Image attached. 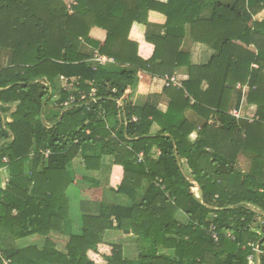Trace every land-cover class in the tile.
Returning a JSON list of instances; mask_svg holds the SVG:
<instances>
[{"label":"trees","instance_id":"trees-1","mask_svg":"<svg viewBox=\"0 0 264 264\" xmlns=\"http://www.w3.org/2000/svg\"><path fill=\"white\" fill-rule=\"evenodd\" d=\"M71 9L63 0H0V51L8 55L0 62V168L9 171L0 187V264H98L87 251L97 252L109 230L135 235L137 255L114 252L104 264H248L249 244L264 247V20L248 24L264 0H76ZM149 10L167 20L153 56L143 60L128 32L134 22L147 23ZM92 27L105 30L103 43L89 37ZM210 28L219 33L217 55L187 64L182 87L164 89L165 112L122 102L139 68L170 76L183 65L178 48L185 34L206 42L200 31ZM81 38L117 64L93 68ZM61 75L75 77L77 90L94 87L97 101L61 112L55 103L69 95ZM238 83L249 85L252 122L229 113L240 101ZM46 149L48 157L40 152ZM129 149L133 158L126 157ZM102 153L122 166V181L111 190L129 204L100 202L96 215L71 218V162L81 156L86 171H100ZM240 154L250 160L245 171L237 167ZM212 225L218 242L208 233ZM30 236L41 241L19 245Z\"/></svg>","mask_w":264,"mask_h":264},{"label":"crops","instance_id":"crops-1","mask_svg":"<svg viewBox=\"0 0 264 264\" xmlns=\"http://www.w3.org/2000/svg\"><path fill=\"white\" fill-rule=\"evenodd\" d=\"M67 6L71 8L75 5L76 0H63ZM159 3H165L167 0H154ZM233 2L234 0H229ZM73 9H68V13L71 14ZM211 14V8H207L202 12V16L208 17ZM167 17L165 14L156 11L149 10L147 14V23L134 22L128 32V39L131 42L137 44V55L143 59L148 60L153 56L155 43L158 42L160 38L165 35V23ZM264 20V9L252 16V19L249 21V25L256 28L260 22ZM189 24L186 25L188 29ZM201 37L206 39V42H198L193 40L189 33L185 34L182 38V41L179 45V54L180 60H182L183 65L175 68L173 73L170 76H174L182 85L189 77L187 64L194 65H203L206 64L209 59L217 55L219 43L216 39L219 35L218 32H215L214 29H203L200 31ZM228 34H231L230 32ZM89 37L93 40L103 43L106 38L105 30L92 27L89 31ZM81 50L87 55V63L93 68L97 66H115L117 63L113 58L107 57L98 53L100 56L105 57L107 60L105 63H97L94 59L95 52H98L96 48L89 45L84 39L81 38ZM210 43V44H209ZM237 45H245L247 49L256 53V48L253 44L244 43L239 40L235 41ZM161 56V52H160ZM64 60L66 55L63 56ZM8 59V56H7ZM120 68L126 69L127 64L119 66ZM251 67L257 68L256 63H251ZM139 68V67H138ZM161 68V67H159ZM170 76H160L158 74L150 73L142 68H139L137 71V83L134 89H126L123 94L122 102L131 103L134 106L142 107L146 103H150L156 109L161 112H165L168 108L169 98L164 93V89L168 87H178L175 85H165V78ZM182 87V86H181ZM207 88V83L203 80L201 84V89L204 90ZM237 89L241 92V97L238 105L231 106L229 111L233 108H239L240 113L243 117L239 119L248 120L247 115L250 116L255 113L256 106L254 104H249L247 102V94L249 91L248 84L238 83L236 86ZM47 109L46 111H48ZM192 113L187 112L184 117L185 119H191ZM136 117V116H135ZM46 123L50 124L49 120H45ZM109 124V123H108ZM110 125V124H109ZM107 127V126H106ZM159 129V126L154 124L151 127V131L154 133ZM198 127H195L190 132V138L194 139L197 136ZM143 153L140 151L137 155ZM160 155L158 148L154 147L151 151V157L157 158ZM102 164L100 171H86L83 166V161L81 156L76 157L69 167V169L74 173V180L67 187L66 198L69 201V211L71 218H78L81 214H93L98 213L100 202L108 203H119L122 205L129 204V201L122 195L114 193L111 189H116L120 184L123 178V168L118 164L113 163V156L106 153L101 154ZM134 152L129 149L126 153V157L133 158ZM250 164V160L247 156L240 154L237 158V167L241 171H245ZM9 179V171L7 167L0 168V187H5ZM95 180H97L96 183ZM32 242H40L41 238L34 236L31 240ZM137 237L131 232L126 233L123 230H109L105 233L104 239L97 244V250H102V248H107L108 252L98 254L103 256V260L106 256L113 255L114 252H119L121 257L133 258L137 255ZM105 246V247H102ZM60 252L65 258L60 250ZM136 251V253H135ZM88 253H92V250H88ZM136 254V255H135ZM94 255V254H93ZM64 260V259H63ZM106 262V261H105ZM99 264V263H98Z\"/></svg>","mask_w":264,"mask_h":264},{"label":"built area","instance_id":"built-area-1","mask_svg":"<svg viewBox=\"0 0 264 264\" xmlns=\"http://www.w3.org/2000/svg\"><path fill=\"white\" fill-rule=\"evenodd\" d=\"M68 9L71 12L70 6H68ZM94 59L97 63H105V62H107V60L108 61L111 60V59H106L103 56H100L98 54V52H95ZM60 81H61L62 88L66 91H69V95L67 96L66 99H64L63 101H58L55 103V105L58 106V108L61 112L65 109L71 107V106H77L81 103H86L88 101H91V102L97 101V99H98L97 91L94 87L91 88V90L89 92H84V91L77 90L76 84L78 82H77V79L75 77H68L67 78V77H64L61 75ZM165 85H167V86L168 85H175L178 87L182 86L180 84V82L177 80V78L174 76L166 77L165 78ZM75 91H77L76 94H74ZM113 91H115V89H113ZM229 113L232 116H234L235 118L243 117V115L240 113L239 108H233L229 111ZM246 117L250 122H252L254 119H256V116L254 114H252L250 116L247 115ZM133 120H137V118L133 117ZM40 152L43 153L45 157H48L50 150L49 149L40 150ZM142 158H143V153H140L138 155V160H142ZM3 160L6 161V158H3ZM159 182H161V180H159ZM215 229H216V226L212 225L211 230H209L208 233L211 235V237L213 238V240L215 242H218L220 237H219V233H217ZM224 236H227L231 239H234V236L232 235V233L230 231L225 232ZM249 246L251 247V252L247 256L248 264H261V257L264 254V247L259 242H252L249 244ZM4 262H5V264H8L9 260H4Z\"/></svg>","mask_w":264,"mask_h":264},{"label":"rangeland","instance_id":"rangeland-1","mask_svg":"<svg viewBox=\"0 0 264 264\" xmlns=\"http://www.w3.org/2000/svg\"><path fill=\"white\" fill-rule=\"evenodd\" d=\"M7 51H3V50H1L0 51V62H3V60H2V58H5V59H7V53H6ZM2 65H4V63H0V67L2 66ZM194 183V182H193ZM195 185V184H194ZM199 190V189H198ZM198 194H199V191H198ZM260 218H261V220L264 222V216H263V214H262V216H260ZM207 232V231H206ZM33 237L34 236H30V237H26V238H23V239H20L19 240V245H21V246H23V245H26V244H28V243H30V242H32L31 240L33 239ZM36 242V241H35ZM215 242V241H214ZM17 247H19V246H17ZM102 247H105V246H102ZM98 252H100L101 254L102 253H105V251L106 252H108V249L105 247V248H102V250H97ZM1 252V251H0ZM92 253L94 254H91V253H88L87 255H88V257L92 260V261H94L95 263H99V264H104L105 263V261L103 260V256H101V254L99 255V254H97V252H94V251H92ZM135 253H136V251H135ZM59 254V253H58ZM61 254V253H60ZM0 255H1V253H0ZM62 255V254H61ZM136 255V254H135ZM63 256V255H62ZM64 257V256H63ZM3 260H6V259H3ZM64 260L66 261L67 260V257L65 258L64 257ZM4 264H5V262H4Z\"/></svg>","mask_w":264,"mask_h":264},{"label":"water","instance_id":"water-1","mask_svg":"<svg viewBox=\"0 0 264 264\" xmlns=\"http://www.w3.org/2000/svg\"><path fill=\"white\" fill-rule=\"evenodd\" d=\"M201 195V190L199 189V196ZM125 232L127 233L128 232V230H125Z\"/></svg>","mask_w":264,"mask_h":264}]
</instances>
